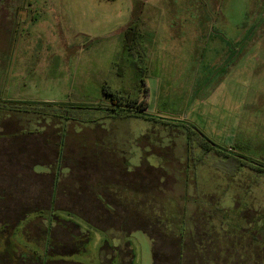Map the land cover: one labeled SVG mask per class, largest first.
<instances>
[{
  "label": "rangeland",
  "instance_id": "374dc122",
  "mask_svg": "<svg viewBox=\"0 0 264 264\" xmlns=\"http://www.w3.org/2000/svg\"><path fill=\"white\" fill-rule=\"evenodd\" d=\"M133 23L140 58L126 50ZM141 80L154 120L102 110L111 94L139 102ZM22 102L68 120L9 111ZM198 133L264 166V0H0V186L23 167L5 191H25L21 209L48 207L33 187L51 182L62 139L48 264H196L192 241L220 256L264 247V174L203 154ZM47 216L3 225L0 264L42 255Z\"/></svg>",
  "mask_w": 264,
  "mask_h": 264
},
{
  "label": "trees",
  "instance_id": "16d2710c",
  "mask_svg": "<svg viewBox=\"0 0 264 264\" xmlns=\"http://www.w3.org/2000/svg\"><path fill=\"white\" fill-rule=\"evenodd\" d=\"M142 33L139 31L137 25L135 23L129 25L125 30H124V39L126 43V50L130 54H136L139 58L144 55V49L142 47ZM141 86L142 90V97L140 101L138 102L137 99H130L128 96L126 98L118 97L117 95L111 94L110 99H109V106L105 107L104 110L105 112L110 115V117H129V118H139L143 119L146 121L154 120L152 116L147 115L145 113L147 107H146V98H147V86L145 84L144 80H141V83L138 85ZM123 99V100H122ZM126 99V101H124ZM128 100V101H127ZM56 106L53 105V103H28V102H22L21 104L15 103L12 107H9V111L13 113H25V114H33L37 116H49L51 118L55 119H62L68 120L67 116L62 117V115H59L56 113L55 109ZM75 110H89L86 107H70ZM93 109V107H91ZM90 108V109H91ZM65 109V108H64ZM63 110L62 113L65 115L66 112ZM97 107H94V110H97ZM44 112V113H42ZM72 121V120H71ZM62 129L64 130V124H62ZM62 130V131H63ZM63 134V132H62ZM62 134L60 136H62ZM17 135V134H15ZM64 135V134H63ZM195 135V134H194ZM192 135V136H194ZM195 135V139L199 141L200 144V149L203 154H207L209 152L214 153L217 156L225 155L228 159L229 162H233L235 167H239L240 165H244L245 167H248L251 171H253L256 174H264V166L260 164H255L253 162H250L246 159L241 158L238 154L234 155L233 153L227 151V150H221L217 148L214 143L204 136L200 135ZM16 137V136H15ZM190 139V138H188ZM61 143L62 139L60 138L59 141V146L56 151V155L54 157V167H53V174L49 176L51 178V182L49 181L48 184H42L40 185V180H36L34 183L33 189L37 188L40 190L39 195H45V198H48V203L47 208H42V207H34L33 209H28L27 211L21 209L22 206L20 201H22L21 197L23 193H21L18 196H11L6 192H9L8 189L9 186V179L12 177H15L17 173H20L23 169V167L20 166L19 171H10L9 179L7 181L1 182L4 186H0V197L4 199H10L12 200L13 208H3V210H0V229H3L2 232H4L6 227H3V225L7 224L11 226L12 224H15V222H18L19 220H24V218L28 217L29 215H36V218L39 217L40 214H45L47 216V224L46 228L43 232H41L40 236H43V241H44V248L42 251L41 256L35 255L33 264H48L51 263L50 261H47V258L50 254L49 249L51 246H49V224H51L52 219L54 218L55 215L52 214V210L55 209V203H56V197L58 194V175L60 172L61 168V161H62V154H61ZM18 149V150H17ZM28 148H22V147H16V152L14 153L16 156L23 154L26 156L27 159H34L36 158V153L29 154L26 151H28ZM9 159H13V157H9ZM19 164H22L21 161H18ZM34 166V165H33ZM33 166H29L28 175L26 177H34L37 175V172H32ZM34 169V168H33ZM25 170V169H24ZM35 170V169H34ZM12 172L14 173L12 175ZM26 172V170H25ZM40 174V173H39ZM22 176V174H21ZM53 177V178H52ZM27 183V182H26ZM27 189L26 187H24ZM28 190V189H27ZM42 193V194H41ZM21 199V200H20ZM218 210L219 208L217 206H214L212 210ZM216 212V211H215ZM49 222V223H48ZM79 226V225H77ZM184 230L185 227H183L182 230L178 233L179 236H184ZM153 234H150L148 236L151 241H154ZM86 239V238H85ZM160 241V240H159ZM87 242V241H84ZM193 244H195V249L197 247V251L201 252L200 255V262L196 264H217L216 261H221L220 258L223 257V264H264V247H260L257 250H254L253 253L248 252L245 248H239L237 247L235 251H230V254H227L226 256L225 253H222V256L219 255V253L216 252L215 246L210 250L207 251V247H205L203 244H201L199 241H192ZM156 243V242H155ZM162 245V244H161ZM211 246V244H210ZM232 248V245H229ZM210 248V247H209ZM228 251V250H226ZM239 254V255H237ZM243 256L242 259H237L239 256ZM181 256V255H180ZM236 257L237 260L234 258Z\"/></svg>",
  "mask_w": 264,
  "mask_h": 264
}]
</instances>
